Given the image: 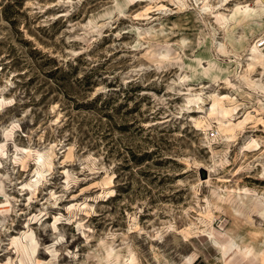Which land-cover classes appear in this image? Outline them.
I'll list each match as a JSON object with an SVG mask.
<instances>
[{"label": "rangeland", "instance_id": "374dc122", "mask_svg": "<svg viewBox=\"0 0 264 264\" xmlns=\"http://www.w3.org/2000/svg\"><path fill=\"white\" fill-rule=\"evenodd\" d=\"M263 5L0 0V264H260Z\"/></svg>", "mask_w": 264, "mask_h": 264}, {"label": "bare ground", "instance_id": "6f19581e", "mask_svg": "<svg viewBox=\"0 0 264 264\" xmlns=\"http://www.w3.org/2000/svg\"><path fill=\"white\" fill-rule=\"evenodd\" d=\"M231 19L237 21V23H242L246 25L250 31L258 30L261 31V37L258 41L255 42L252 46H250V55L254 57V59H257L259 62L264 64V48H259L258 42L260 40L264 39V5L260 8L259 13L256 14L255 10L248 8V7H237L234 10V13L231 16ZM228 19H226L227 21ZM234 29V28H233ZM246 31V30H245ZM250 37V36H249ZM230 40V39H229ZM247 43L246 38L242 37L236 44L238 48L243 47ZM210 74H213L214 72L209 69L207 71ZM226 112H222V115H225ZM221 130V129H220ZM220 130L218 129V133H220ZM213 172V170L209 171L208 177L210 178V173ZM210 180L206 181L205 183H209ZM220 199H223V197L219 198L217 202H222ZM1 204V203H0ZM6 212V211H5ZM3 213V212H2ZM1 216V215H0ZM203 234V232H200ZM229 233V232H228ZM264 234V232H263ZM257 235H260L259 233H254L252 234V239L250 240H244L243 238L241 239V245H237L236 251L241 254L243 258H249V257H254L258 258L260 264H264V246H261L264 244V237L262 239V243L260 246H258V243L254 241V237L258 240ZM210 242L213 244L214 248L217 250L218 253H221L223 257L226 255L225 253V245L222 243V241L216 240L212 235H209ZM228 245V244H227ZM235 260V259H234Z\"/></svg>", "mask_w": 264, "mask_h": 264}, {"label": "built area", "instance_id": "2783aa9c", "mask_svg": "<svg viewBox=\"0 0 264 264\" xmlns=\"http://www.w3.org/2000/svg\"><path fill=\"white\" fill-rule=\"evenodd\" d=\"M258 46L259 47H264V39L263 40H260L258 42ZM217 133L218 132H216V131H211L210 134H209L210 138H214L217 135Z\"/></svg>", "mask_w": 264, "mask_h": 264}]
</instances>
